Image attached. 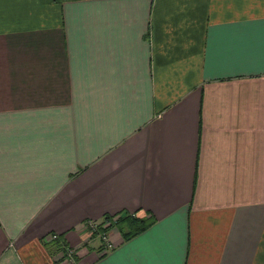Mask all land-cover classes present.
Instances as JSON below:
<instances>
[{
  "label": "crops",
  "instance_id": "0c3cea01",
  "mask_svg": "<svg viewBox=\"0 0 264 264\" xmlns=\"http://www.w3.org/2000/svg\"><path fill=\"white\" fill-rule=\"evenodd\" d=\"M121 212L155 222L103 253L86 222ZM49 234L264 264V0H0V264H72Z\"/></svg>",
  "mask_w": 264,
  "mask_h": 264
},
{
  "label": "trees",
  "instance_id": "16d2710c",
  "mask_svg": "<svg viewBox=\"0 0 264 264\" xmlns=\"http://www.w3.org/2000/svg\"><path fill=\"white\" fill-rule=\"evenodd\" d=\"M154 222L155 219L152 216H138L136 213L121 212L115 215H105L99 223H96V232L92 234V237H96L101 232L107 233L111 229H117L122 239L126 241L145 232ZM49 245L55 248V252L66 254L68 244L61 240L60 236L57 240L51 241Z\"/></svg>",
  "mask_w": 264,
  "mask_h": 264
},
{
  "label": "built area",
  "instance_id": "2783aa9c",
  "mask_svg": "<svg viewBox=\"0 0 264 264\" xmlns=\"http://www.w3.org/2000/svg\"><path fill=\"white\" fill-rule=\"evenodd\" d=\"M96 228H97L96 223L91 222V221H89L85 226L86 231H88L91 234L90 236H92V234L96 232ZM96 237H99L101 242L103 243V248H102L103 253H107L113 248V245L108 239V236L106 233H103V232L98 233ZM57 238H58L57 234H49V236L47 237V239L50 241H55L57 240ZM65 255L68 261L73 264L74 263V257H73L74 252L67 247Z\"/></svg>",
  "mask_w": 264,
  "mask_h": 264
},
{
  "label": "rangeland",
  "instance_id": "374dc122",
  "mask_svg": "<svg viewBox=\"0 0 264 264\" xmlns=\"http://www.w3.org/2000/svg\"><path fill=\"white\" fill-rule=\"evenodd\" d=\"M85 230H86V229H85ZM85 230H84V231H85ZM86 232H87L89 235H91L88 231H86ZM87 236H88V235H87ZM91 237H92V236H91ZM71 250H72V249H71ZM72 251H73V250H72Z\"/></svg>",
  "mask_w": 264,
  "mask_h": 264
}]
</instances>
